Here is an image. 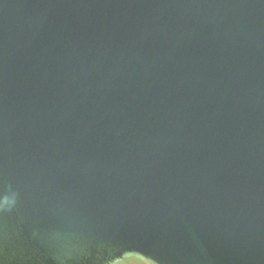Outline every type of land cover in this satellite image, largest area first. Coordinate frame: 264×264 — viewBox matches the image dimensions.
Here are the masks:
<instances>
[{"label": "water", "instance_id": "95a60500", "mask_svg": "<svg viewBox=\"0 0 264 264\" xmlns=\"http://www.w3.org/2000/svg\"><path fill=\"white\" fill-rule=\"evenodd\" d=\"M0 264H264V0H0Z\"/></svg>", "mask_w": 264, "mask_h": 264}]
</instances>
